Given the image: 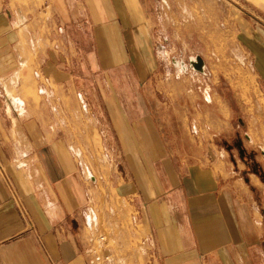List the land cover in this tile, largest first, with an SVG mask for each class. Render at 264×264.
I'll return each mask as SVG.
<instances>
[{"label": "crops", "instance_id": "1", "mask_svg": "<svg viewBox=\"0 0 264 264\" xmlns=\"http://www.w3.org/2000/svg\"><path fill=\"white\" fill-rule=\"evenodd\" d=\"M79 20L77 29L94 25L96 54L71 48ZM146 21L140 0H0V264H91L82 226L86 176L51 127L56 116L23 115V102L9 94L30 70L25 41H51L34 62L68 86L74 70H125L128 61L136 70L137 56L149 54ZM85 95L102 150L118 169L117 194L134 211L146 264H264V194L252 178L208 149L193 150L197 144L159 143L150 116L133 121L139 95Z\"/></svg>", "mask_w": 264, "mask_h": 264}, {"label": "rangeland", "instance_id": "2", "mask_svg": "<svg viewBox=\"0 0 264 264\" xmlns=\"http://www.w3.org/2000/svg\"><path fill=\"white\" fill-rule=\"evenodd\" d=\"M140 1L147 15L149 54L137 56L136 70L130 61L125 70H74L67 72L70 84L63 86L47 79L34 62V53L44 52L51 41L34 46L27 39L30 70L22 73L19 87L9 89L12 98L23 102V115L56 116L48 121L87 179L90 200L82 226L100 264H108L105 255L118 264H146V255L134 211L115 189L118 169L102 150L85 92L86 97L139 95L133 121L150 116L159 143H171L176 150L197 144L193 150L201 146L204 154L208 149L221 164H233L234 172L252 178V186L264 194V0ZM79 24L69 33L71 48L96 54L94 25L77 29ZM50 27L44 24L43 29ZM198 58L204 71L191 65ZM178 62L185 68L179 69ZM101 237L106 250L100 247Z\"/></svg>", "mask_w": 264, "mask_h": 264}, {"label": "built area", "instance_id": "3", "mask_svg": "<svg viewBox=\"0 0 264 264\" xmlns=\"http://www.w3.org/2000/svg\"><path fill=\"white\" fill-rule=\"evenodd\" d=\"M6 182H7L8 186H9V188H10V191L12 192L13 197L17 200L18 196H17V194H15L14 186L9 181V179L7 177H6ZM88 225H89V223H88ZM104 241H105L104 237H101L100 247L103 250H106V243ZM95 253H96L95 251L93 252V250L88 248V255L91 256V264H100L101 260H100V258L98 256L95 255ZM104 261L107 262L108 264H118V263H115L114 260H112L110 255H105L104 256Z\"/></svg>", "mask_w": 264, "mask_h": 264}, {"label": "bare ground", "instance_id": "4", "mask_svg": "<svg viewBox=\"0 0 264 264\" xmlns=\"http://www.w3.org/2000/svg\"><path fill=\"white\" fill-rule=\"evenodd\" d=\"M179 63H180L181 66H182V67H181V66L179 65V66H178L179 69H181V68H185V67H184V66H185V65H184V62H178V63H176V64H179ZM195 63H196V60H193V62H192V64H191L192 67H196V64H195ZM201 71H204V62H203V65H202L201 69H200V70L198 69V72H201ZM19 104H20V103H18L17 105L19 106Z\"/></svg>", "mask_w": 264, "mask_h": 264}, {"label": "water", "instance_id": "5", "mask_svg": "<svg viewBox=\"0 0 264 264\" xmlns=\"http://www.w3.org/2000/svg\"><path fill=\"white\" fill-rule=\"evenodd\" d=\"M202 65H203V61H202L201 59L198 58V63H196V67L200 70L201 67H202ZM239 149H240L241 154L243 155L242 148L239 147Z\"/></svg>", "mask_w": 264, "mask_h": 264}]
</instances>
